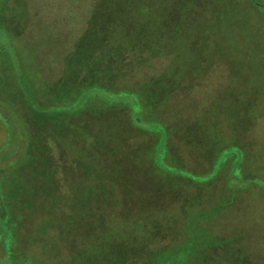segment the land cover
<instances>
[{"label":"rangeland","instance_id":"374dc122","mask_svg":"<svg viewBox=\"0 0 264 264\" xmlns=\"http://www.w3.org/2000/svg\"><path fill=\"white\" fill-rule=\"evenodd\" d=\"M0 6L8 16L16 17L13 23L17 26L14 49L7 45L0 60L4 67L8 53L16 51V61L30 67L35 90L31 103L5 72L8 86L0 87V147L7 153L1 151L0 163L15 158L11 151L14 148L25 147L29 129L23 118L29 116L31 125L36 126L34 134L48 138V161L54 157L68 169L66 177L57 174L63 195L59 209L52 211L55 217L50 235L41 241L34 234L36 241L30 244H37L32 252L36 264H63L71 253L74 264L84 262L82 257L91 258L94 264H101L96 257L113 264L100 251L74 253L79 246L92 243L91 239L97 245L105 234L108 244L115 241L119 245L113 251L114 257H119L116 264H155L160 258L169 260L165 264L178 262L183 253L180 246L193 234L192 264H264V9H258L252 0H0ZM102 8L107 10L100 15L106 23L92 24L93 13ZM115 21L128 27L118 33L131 28L145 47L148 42L171 39L175 45L166 47L159 56L149 57L148 51L133 53L123 59L125 72L119 75L116 69L113 75L87 74L98 58L91 52L87 61L75 60L80 41L88 31L98 35L103 25L110 23L111 27ZM121 47L123 44H116L115 49ZM110 62L117 65L120 60ZM111 77L121 87L144 84L151 94L166 95L160 113L174 133L176 149L172 158L188 162L203 175L212 168L217 152L230 145L243 146L248 159L245 167L244 161L239 167L243 177L235 173L234 151L229 152L215 175L202 180L193 181L180 171L160 170L149 147L161 133L129 127L126 112L123 116L117 106L113 108L107 99L115 101L104 94L95 95L90 102L100 109L93 118L85 115L83 108L37 109L46 101L47 105L70 103L73 99L68 100L80 97L85 90L82 87L94 79L110 81ZM156 78L170 84L155 85L157 89L152 92ZM251 106L253 117L246 111L248 119L238 120L237 114ZM102 115L110 125H117V139L121 133L123 145L104 159L102 150H93V162L83 164L88 160L83 156L89 154L92 138L89 141L86 133L80 132L89 122L98 126ZM84 118L87 123L82 124ZM237 121H250L252 125L237 127ZM106 130L112 132L109 127ZM131 148L135 152L133 161L127 155ZM245 176L260 179L249 181ZM82 185L88 190L82 191ZM112 198L125 202L114 204ZM108 206L105 213L103 209ZM148 221L153 223L149 232L157 235L147 241L141 239L125 256L121 255L131 232ZM154 225L160 226L159 230ZM50 241V249L43 248L42 242L48 246ZM4 255L0 246V264Z\"/></svg>","mask_w":264,"mask_h":264},{"label":"trees","instance_id":"16d2710c","mask_svg":"<svg viewBox=\"0 0 264 264\" xmlns=\"http://www.w3.org/2000/svg\"><path fill=\"white\" fill-rule=\"evenodd\" d=\"M252 1L256 3L258 9H264V3L259 2V0ZM3 8V6H0V53H2L3 49V52H7V45H10L8 46L9 48L11 47V49H14L15 46L13 35L17 30L16 24L13 23L16 21V17L8 16L7 12L4 11ZM104 13H107L106 8L99 9L97 13H93V16L91 17L92 24H96L98 21H103V24H105L106 20L100 16ZM107 18H110V16ZM116 22L117 21H115L111 27L110 23L109 25H103L98 35L93 31H88V34L83 38L82 41H80L77 50L78 55L75 57V60L77 58H82L84 61H87L86 59L89 58L91 52H95V55H97L96 57L98 58V60L94 61L93 63L94 65L98 66L92 65L89 67L87 74L102 75V73H111V75H113V71L116 69L118 71L117 74L119 75L121 72H125L122 66V64H124L123 59L127 60L133 53L138 51H148L150 52L149 57L159 56L163 55L166 47L173 48L175 45V40L171 39L168 41L148 42L147 46L145 47L146 43L144 41L140 42L136 40V36H133L134 31L131 28L129 29L132 32L127 30L118 33L122 27L125 28L126 26H124V24L120 25L121 23L118 24ZM126 28L128 29V27ZM113 31L115 32V36L112 34ZM140 33L142 34L141 30ZM111 34L112 36H110ZM106 37H108V39ZM120 43L123 44V47L115 49L116 44L118 45ZM129 44H133L130 50ZM105 53H110L112 56L104 55ZM16 56V51L13 53L10 51V53H8L6 56L7 60H4V67L0 60V87L6 89V86H8L6 83V78L8 79L10 76L15 80L16 85L23 91L25 96L29 100H32L31 103H33L34 100L32 92L34 93L35 90L32 87V84H34V76H31V73L28 70L30 69L29 66H27V69L26 66H23L19 61H16ZM107 58H109V60ZM114 58L120 60L117 65H113V62H110ZM15 62V67H13L12 64L14 65ZM74 64L75 62L72 64L70 63V67ZM129 64L131 66L130 62ZM132 65H134L133 62ZM107 68L110 70H107ZM179 68L180 67H173V70ZM6 71L8 75L5 78ZM14 72H17V75H15ZM116 81L117 80L115 77H111L110 81H105L104 78L100 79V81L94 79L92 84L82 87V90H85L80 97L77 98V96H74L73 98L69 99L68 101L73 99V101L70 103L65 105H47L45 103L49 101H46L43 105H38L37 109L39 112H44L51 107L61 110H70L72 108L73 111H78L83 108L81 111L83 110L82 112L85 113V115L88 114L90 118H93L92 115L100 113V109L97 107L98 105L90 102L94 97H96L95 95L104 94V96L112 99V101H115L111 102L107 99V102L110 103L113 108L117 106L119 111H122L123 116H125L126 112V116H128L129 127H134L136 129L142 130L143 132L156 131L150 132L149 134L161 133L160 138L154 141L152 140V146L149 147V151L152 154V160L155 161L160 170H164L166 172L180 171L193 181L202 180L208 176L215 175L219 166L224 163L225 158L230 151L236 152L237 156L235 162V168L237 170H235V173H239V167H241L240 165L243 161L244 167L246 166L248 160L246 158V150L243 146L236 145H230L220 152H217L216 156L214 157L213 166H211L212 168L205 170V172L202 173L203 175L198 174V172L194 170V167L188 162L183 160H179L178 162L176 158H172L171 154L176 149L174 142L172 141V134L174 133L171 132L166 123L163 122V118L160 113L162 105L166 102V95L151 94L148 92V89L144 84L137 87L130 85L121 87ZM168 84L170 83L156 78L154 81V90H152V92L157 89V86L155 87V85H160L161 87L167 86ZM58 89L61 90L62 88ZM251 89L254 90V88ZM168 94L169 92H167V96ZM34 96L39 99L37 93H35ZM65 98L67 99L68 97L65 96L64 100ZM261 102L264 104L263 101ZM249 108H245L237 114V116H239L238 120L248 119L246 111H248V114L252 115L253 117V106ZM255 115L257 117L259 116V114ZM28 117L24 116L23 118L26 120V124L29 129V132L27 133L28 142L25 144V147L18 146V149L14 148L11 151L13 152L12 155H15V158L11 160L9 159L8 161L6 160L2 164L0 163V246H2L5 251L3 264H36L37 257L32 252L34 251V247L37 246V244H30L33 240H35V235L40 237L41 241H44L46 239L45 235L49 234L50 228L53 227L50 226L51 221L54 220L55 217L54 212L52 211H57L59 209L62 203L61 201L63 195L58 188L59 182L57 180V174L59 173L62 177H66L68 172L67 167H61L56 162L57 160L54 157L50 160V162L48 161V153L46 150L47 145H49L48 138L45 134H43L45 136L41 134H34V129H36V126L34 128L31 125V121ZM85 123H87L86 118H84L82 124ZM110 123V120L105 115H102L100 117V124L98 123V126L91 125L90 122L85 124L87 127H84L80 133H86L87 139L89 137L92 138V141L89 139L88 140L91 142L93 147L90 145L89 151L87 152L89 154L83 156V158L88 157V160H84L82 162L83 164H86L87 162H93V159L90 157L93 155V150H102L101 156L102 159H104L108 158L109 155L112 152H115L117 149H121L123 145L121 142V133L118 136V141L117 131H119V129L117 128V125H110ZM72 125L73 123H71V126ZM244 125H249L250 128L252 124L250 125V121L245 124L242 121H237L236 123L237 127H243ZM245 126L244 128L246 129ZM108 127L112 129V132H108L106 130ZM194 130H196L195 122ZM142 131L139 133L141 134ZM15 137V133L14 135L12 134V141ZM3 149L4 148L0 147V153L1 151L3 153H7V150ZM134 153L135 152L132 148L131 152H127V155H129L128 159H130V161L134 160ZM99 161H97L98 164H100ZM130 164L133 165L132 162H130ZM100 171L101 169L99 172ZM238 177H243V174L239 173ZM245 179L250 181L259 180L260 178L258 176H245ZM87 188V186L82 185V191H87ZM129 196L126 195L127 198ZM127 198L126 200H128ZM95 199L97 201V197ZM108 202L110 203V201ZM112 202L114 204H118V202L121 204L125 201H123V199L112 198ZM109 207L110 206L104 207L103 211L107 213V208ZM193 212L191 214L192 219H194ZM150 224L153 223L148 221L145 224L138 225L137 228L131 232V238H127V242L121 248V255L125 256L128 251L133 249V247H136L141 239L147 241L150 237L157 235L151 233L153 227H151ZM154 227L156 230H159L160 228L158 225H154ZM91 240L92 243L79 246L77 251L74 253L80 255L88 251L96 254L100 251L103 255L109 256L113 264L118 262L119 257H114L113 251H115V247L119 245H115V241L112 244H108L107 234L98 240L99 243L97 245L94 244L93 239ZM197 241L198 240H195V242ZM200 242L201 241L199 239V243ZM50 243L51 241L47 243L48 246H45L44 242H42V245H44L43 248L50 249ZM143 249L145 248H141V250ZM179 251H183V253H181V257L178 258V262H169L168 264H192V254L194 252V234L192 238L187 239L186 243H182ZM73 255L74 254L71 253L69 258L64 259L63 264H74L75 258L72 257ZM121 255L119 256L121 257ZM22 257L25 258L23 259ZM94 259H96L101 264H105L104 260L103 262L99 261L100 258L96 257ZM82 260L84 262L80 264H94L91 258L87 260L82 257ZM168 261L169 260H166V262H164L162 261V258H160L158 261L155 260L154 263L165 264Z\"/></svg>","mask_w":264,"mask_h":264}]
</instances>
